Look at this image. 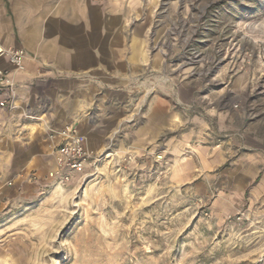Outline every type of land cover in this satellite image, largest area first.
Here are the masks:
<instances>
[{"label":"rangeland","instance_id":"rangeland-1","mask_svg":"<svg viewBox=\"0 0 264 264\" xmlns=\"http://www.w3.org/2000/svg\"><path fill=\"white\" fill-rule=\"evenodd\" d=\"M152 20L169 112L149 131L144 102L67 181L2 187L0 264H264V0Z\"/></svg>","mask_w":264,"mask_h":264},{"label":"crops","instance_id":"crops-1","mask_svg":"<svg viewBox=\"0 0 264 264\" xmlns=\"http://www.w3.org/2000/svg\"><path fill=\"white\" fill-rule=\"evenodd\" d=\"M155 3L0 0V46L25 51L19 69L0 57L17 93L13 109L0 106V189L57 180L48 173L57 170L53 152L62 139L52 129L71 125L103 151L144 102L149 131L154 108L169 112L155 107L166 98L153 95L152 70L163 63L153 48ZM151 139L145 132L142 140Z\"/></svg>","mask_w":264,"mask_h":264},{"label":"built area","instance_id":"built-area-1","mask_svg":"<svg viewBox=\"0 0 264 264\" xmlns=\"http://www.w3.org/2000/svg\"><path fill=\"white\" fill-rule=\"evenodd\" d=\"M25 51L21 48L0 46V57H5L12 64L14 69L22 68V59ZM0 89L4 90L7 98L0 100L1 107L13 109L16 106V85L11 70L0 68ZM52 135L56 134L62 142L55 147V163L57 170L50 171L49 177H57L59 182L71 178L70 172L79 171L90 158H93V151L86 145L84 137L77 128L71 125H64L61 129H52Z\"/></svg>","mask_w":264,"mask_h":264}]
</instances>
